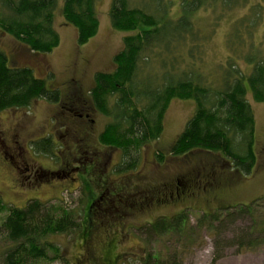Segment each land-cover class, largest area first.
Listing matches in <instances>:
<instances>
[{
  "label": "rangeland",
  "instance_id": "obj_1",
  "mask_svg": "<svg viewBox=\"0 0 264 264\" xmlns=\"http://www.w3.org/2000/svg\"><path fill=\"white\" fill-rule=\"evenodd\" d=\"M167 1L173 3V14H178L182 0ZM64 2L58 0L55 19L61 42L51 53H36L0 29V46L10 63L32 67L37 76L46 79L49 87L58 88L61 93L57 103L41 98L30 107L0 113V198L6 207H23L37 198L48 204L82 210L83 227L75 234L47 236L50 243L62 249L64 259H42L33 264H143L145 255L157 251L165 254V259L174 255L177 264H211L219 241L224 254L216 264H264V242L247 247L235 244L238 240H231L232 244L226 242L242 230H250L252 221L248 217H239L234 222L224 220L219 235L208 224L199 223L204 211L249 204L264 196V103L248 95L256 119L257 156L254 172L249 176L233 170L219 153L195 150L182 156L170 154L196 110L194 100L179 98L173 99L169 106L161 137L142 148L137 168L116 172L122 154L100 142V134L111 120L93 106L90 90L98 72L115 69L114 58L123 49L124 37L133 32L115 29L109 13L112 0H99L98 33L86 44L79 45L77 29L67 24L62 15ZM258 4L264 5V0H249L247 6L226 15L216 25L211 38L205 40L203 69L210 74L209 81L219 84L225 74L224 67L231 55L227 39L234 21L250 14L251 7ZM211 10L201 9L194 19L206 35L212 33L216 24ZM263 38L264 20L256 31V43ZM182 52L185 55L187 48ZM145 65L146 71H158L160 77L164 73L158 59ZM238 65L246 72L250 70L242 60ZM82 106L87 111L79 110ZM84 112L88 116H78ZM47 137L54 143L53 154L41 152L35 144ZM15 141L23 154L12 158L8 145ZM2 151L8 152L7 158ZM159 151L166 155L163 162L157 157ZM203 167L208 170L204 172ZM212 169L217 170L222 181L212 190H202L205 181L198 180L197 174L209 175ZM190 173L196 181L180 186L183 193L176 192L178 181ZM135 192H147L151 198L143 207L132 199L126 205L120 203L112 225L99 224L106 201L131 198ZM117 203L111 206L116 207ZM7 209L0 211V225ZM184 210L189 215L186 236L174 233L153 236L143 229L160 217L173 218ZM258 211L264 218V206ZM226 243L232 246L226 247ZM11 246L3 234L0 264L4 263V254Z\"/></svg>",
  "mask_w": 264,
  "mask_h": 264
},
{
  "label": "trees",
  "instance_id": "obj_2",
  "mask_svg": "<svg viewBox=\"0 0 264 264\" xmlns=\"http://www.w3.org/2000/svg\"><path fill=\"white\" fill-rule=\"evenodd\" d=\"M98 2H64L62 15L67 24L77 29L79 45L86 44L98 33ZM248 4L249 0H182L179 13L173 14V3L167 0H112L109 13L113 27L133 34L124 37L123 49L114 58L115 69L95 75L90 99L111 120L100 134V142L121 152L116 172L137 168L142 148L161 137L169 106L173 99L179 98L194 100L196 110L170 154L182 156L195 150L219 153L233 170L246 176L253 174L257 162L256 119L248 95L264 103V38L258 44L255 41L256 31L264 20V5L251 7L250 14L234 21L227 39L231 55L219 84L209 81L202 55L204 42L211 38L218 22ZM57 8L58 0H0V29L36 53H51L61 42L55 28ZM201 9H212L216 24L212 25L211 34H204L196 26L195 15ZM183 48H187L185 55ZM157 59L164 70L161 77L158 71L145 70L147 61ZM239 60L250 67L248 72L238 65ZM41 98L57 103L61 93L58 88L49 87L46 79L37 76L32 67L12 65L0 46V113L30 107ZM35 144L41 152L53 154L54 143L50 137ZM157 157L160 162L166 159L160 151ZM105 203L99 224L110 227L120 202L109 199ZM112 203H117L118 209ZM263 206L264 196L249 204L204 211L199 223L208 224L219 235L224 220L234 222L246 216L252 221L250 230H242L226 242L238 240L235 244L246 247L261 244L264 218L258 210ZM3 209L8 213L0 225V237L5 234L12 244L4 254L3 264L64 259L62 249L50 243L47 236L71 235L83 227L82 210L48 204L37 198L23 207H6L0 198V211ZM187 223L189 215L184 210L173 218L160 217L143 229L153 236L174 233L183 237ZM227 243L226 247L232 246ZM222 249L220 241L217 242L211 264L223 256ZM173 256L165 259L161 251L150 252L143 264H177Z\"/></svg>",
  "mask_w": 264,
  "mask_h": 264
},
{
  "label": "flooded vegetation",
  "instance_id": "obj_3",
  "mask_svg": "<svg viewBox=\"0 0 264 264\" xmlns=\"http://www.w3.org/2000/svg\"><path fill=\"white\" fill-rule=\"evenodd\" d=\"M75 101H76V103H78L79 98H77ZM79 110H81V111H87L86 106H82V108L80 107ZM78 116L79 117H84V116H88V114L86 112H84L83 114L81 113ZM8 148H10L9 149V152L11 153L10 156L12 158H15L17 155L19 156V155L23 154L22 153L23 152V149L18 144L17 141H15L14 144H12V145H8ZM2 153H3V156H5L7 158V155H8L7 153L8 152L2 151ZM162 153H164V152H162ZM202 170L204 172H206V170H208V169L206 167H203ZM203 174L201 172H199L197 174L198 180L205 181L202 190H212L213 188H216V187H218V185H220V182L222 181V178L219 177V175L217 174V170H215V169L213 170L212 169L211 172L209 173V175L208 174H204L203 175ZM192 175H193V173H190L187 176L181 177V179L178 181V184L176 185V192L183 193V190L180 191L181 190V187L180 186H189V181L190 180L196 181L195 179H191V176ZM164 194H166V192ZM149 195L150 194H148L147 192H143V193L135 192L134 194L131 195V198L130 197H125L124 199H122V200L119 199L118 201L120 203H123V205L124 204L126 205V203L128 202V200L132 199L133 202L136 201L137 204L138 203L141 204L140 207H143L144 204L147 203V200H149L151 198V197L149 198ZM161 195H163V194H161ZM116 209H118V208L116 207Z\"/></svg>",
  "mask_w": 264,
  "mask_h": 264
}]
</instances>
